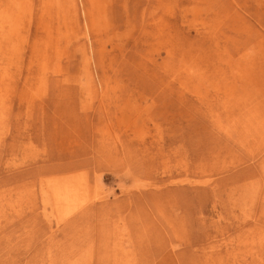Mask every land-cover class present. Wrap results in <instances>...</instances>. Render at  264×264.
Returning <instances> with one entry per match:
<instances>
[{
    "label": "rangeland",
    "instance_id": "374dc122",
    "mask_svg": "<svg viewBox=\"0 0 264 264\" xmlns=\"http://www.w3.org/2000/svg\"><path fill=\"white\" fill-rule=\"evenodd\" d=\"M0 264H264V0H0Z\"/></svg>",
    "mask_w": 264,
    "mask_h": 264
}]
</instances>
